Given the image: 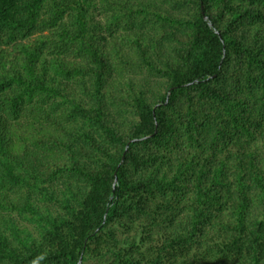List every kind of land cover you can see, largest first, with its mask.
<instances>
[{
  "label": "trees",
  "instance_id": "16d2710c",
  "mask_svg": "<svg viewBox=\"0 0 264 264\" xmlns=\"http://www.w3.org/2000/svg\"><path fill=\"white\" fill-rule=\"evenodd\" d=\"M0 264H264V0H0Z\"/></svg>",
  "mask_w": 264,
  "mask_h": 264
}]
</instances>
